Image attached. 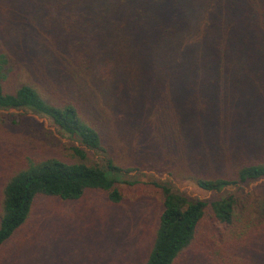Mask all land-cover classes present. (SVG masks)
<instances>
[{
	"label": "trees",
	"instance_id": "trees-1",
	"mask_svg": "<svg viewBox=\"0 0 264 264\" xmlns=\"http://www.w3.org/2000/svg\"><path fill=\"white\" fill-rule=\"evenodd\" d=\"M42 1L13 5L23 26L34 32L50 27L57 41L60 31L61 40L69 37L57 53L62 59L71 53L77 68L59 70L62 80L77 75L78 81L55 99L32 84L7 92L11 58L0 48V110L46 116L78 145H65L66 159H28L5 181L0 250L27 223L40 195L75 201L100 190L111 203L122 202L118 176L126 169L111 158L104 167L85 162L90 153L109 150L107 104L101 102L107 96L119 110L125 103L137 108L139 97H157L152 111L160 116L167 97L178 104L180 114L177 105L165 106L172 122L159 137L152 129L139 136L145 151H152L154 164L145 167L166 165L170 176L181 175L207 192L264 179V0H56L46 9ZM21 3L27 16L19 12ZM132 57L139 93L124 84L132 86L134 77L115 69ZM155 78L159 89L148 85ZM95 94L91 108L86 100ZM16 116L0 114V121L20 124L5 120ZM120 116L126 120L124 112ZM158 187L161 212L144 264H264V187L214 201ZM19 256L15 264H21Z\"/></svg>",
	"mask_w": 264,
	"mask_h": 264
},
{
	"label": "rangeland",
	"instance_id": "rangeland-1",
	"mask_svg": "<svg viewBox=\"0 0 264 264\" xmlns=\"http://www.w3.org/2000/svg\"><path fill=\"white\" fill-rule=\"evenodd\" d=\"M18 1L0 0V48L9 52L12 67L5 90L11 92L22 84H32L51 99L63 97V91L69 90L72 83L78 81L77 75L65 76L62 80V72L59 70V67L64 70H69L71 66L77 68V61L71 58V53L66 59L57 53L60 46L70 42V39L65 37L61 40L60 31L57 41L54 39L56 31L50 27L45 30L37 28L34 32L27 24L23 26L22 19L16 13V5L20 3ZM53 1L57 4L56 0H43V8L51 7ZM13 2L17 4L14 6ZM23 6L19 7V12L27 16ZM64 28L68 29L66 26ZM135 59L132 57L123 61L120 67H116L117 63L115 69L132 75V86L127 85L128 81L124 84L139 93V72L135 70L136 65L132 66ZM148 85L155 89L161 87L158 78ZM98 95L88 97L86 104L95 107ZM156 100L157 97H139V101L135 100L137 108L125 103L122 110H119L120 107L111 96L101 101L107 104V128L103 130L106 140H111L107 142L109 150L105 155L92 152L85 162L98 163L104 167L111 158L124 170L137 168L131 172L125 170L118 176L122 202L111 203L100 190H88L81 199L75 201L38 196L27 223L0 250V264H15V256L20 255L19 260L21 254V264H144L152 247L161 212L162 192L158 185L168 186L190 199L210 201L264 187L262 179L244 186L229 187L221 192H207L186 181L181 175L170 176L164 169L166 165L163 170L145 167L154 164L152 151H145L139 144V136H148L152 129L155 138L159 137L166 122H172L167 117L165 106H178L167 97L161 104L160 116L152 111ZM123 112L126 115L125 121L120 116ZM0 114L21 115L4 119L22 121L17 125L0 121V196L5 181L15 170L24 167L28 159H66L68 155L64 151L65 145H78L74 138L62 133L46 116L25 110H0ZM144 151L147 154H142ZM162 157H165L164 153Z\"/></svg>",
	"mask_w": 264,
	"mask_h": 264
}]
</instances>
